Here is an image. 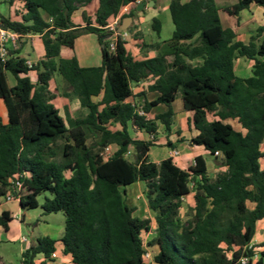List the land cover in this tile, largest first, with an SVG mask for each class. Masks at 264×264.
<instances>
[{"label":"trees","instance_id":"trees-1","mask_svg":"<svg viewBox=\"0 0 264 264\" xmlns=\"http://www.w3.org/2000/svg\"><path fill=\"white\" fill-rule=\"evenodd\" d=\"M15 1L23 5L22 21L0 15L1 26L21 36H41L45 54L32 66L19 49L9 47L8 58L0 57V100L8 118L4 123L0 117V197L19 183L22 211L62 213L63 253L73 264H149L143 259L147 248H157L155 264H242L243 258L252 264L256 253L250 246L257 223L264 220V26L248 44L236 40V28L240 13L253 3L264 7V0L228 6L216 0H171L172 37L151 46L142 42L141 49L157 54L140 60L127 50L128 41L113 40L106 26L126 6L132 7L120 26L134 19L137 5L148 0H97L98 9L92 19L84 15V26L72 17L93 0L8 3ZM152 29L160 38L158 18ZM126 31L131 33L133 26ZM84 34L98 37L100 66L81 67L76 56H62ZM237 58L252 61L251 77L237 76ZM31 72L37 74L36 83ZM56 75L67 86L65 97L88 110L85 117H72L67 107L63 117L52 103L50 85ZM149 80L147 91L158 97L149 102L143 92L138 96L143 101H135L132 85ZM179 94L198 131L189 144L203 147L224 169L215 177L202 156L186 170L171 157L150 160L160 125L167 135L172 132ZM158 106L166 111L152 118ZM228 120H236L244 131ZM134 130L149 139L133 137ZM111 146L117 149L105 157ZM139 182L155 215L156 237L147 244L144 235L152 221L136 217L127 201V188ZM191 194L194 206L184 220L181 209ZM11 221L9 213L0 215L5 230ZM56 243L38 237L23 252L22 264H55Z\"/></svg>","mask_w":264,"mask_h":264},{"label":"crops","instance_id":"crops-1","mask_svg":"<svg viewBox=\"0 0 264 264\" xmlns=\"http://www.w3.org/2000/svg\"><path fill=\"white\" fill-rule=\"evenodd\" d=\"M95 0H93L90 4H92ZM97 1V0H96ZM167 2V6L169 7V3L171 0H164ZM188 0H182V2H187ZM218 5L220 6H228L232 4L230 3L232 0H216ZM1 2L8 3V0H0ZM98 2V1H97ZM150 2V0L146 1ZM160 2V3H159ZM237 2V1H236ZM235 2V3H236ZM234 3V4H235ZM161 0H157L153 6L146 7L143 11L136 13L135 18L131 22V25L133 26V31L131 32L134 35V41L127 44V50L131 53V55L135 59H144L145 57L152 58L156 56V51L150 48L141 49L140 45L142 42H144L146 45L151 46L155 43H161L160 38L157 37L155 32L152 29V20L153 18H156L154 16L153 12L160 11L161 9ZM8 8L6 10H3L2 7H0V15L9 17L13 21H22V17L25 14L24 8L22 3H19L18 1H15L12 4H7ZM89 6L86 5L84 7H81L78 9L77 13H82V20L80 22L75 23L76 25L84 26V15L86 13V8ZM96 8V11L98 9ZM127 9H131L132 6H126ZM2 10V11H1ZM95 11V12H96ZM76 13V12H75ZM147 14H152V18L150 21L146 19ZM95 15V13H94ZM89 17V16H88ZM94 17V16H93ZM89 17V18H93ZM264 26V7L259 6L255 3L251 4L248 9L243 10L240 13V20H239V26L236 28L237 33V41L243 42L245 44H248L252 37L256 35V32L258 28ZM147 29L146 31L144 29ZM130 33V34H131ZM135 35H138L139 38L137 39ZM264 36V34H263ZM262 36L259 38L261 39ZM135 44V45H134ZM20 47L15 46L20 51V56L24 57L28 62H32L33 64H36L39 60H41L44 57L45 49L44 44L42 41L41 36L39 35H29L26 37H23L20 40ZM13 48L14 46H10ZM15 48V49H16ZM100 48V49H99ZM72 51V50H71ZM73 56H76L79 64L81 67L89 68V67H97L100 66L102 63V53H101V47L99 44L98 37L95 34H84L80 36L76 42H75V49L72 51ZM33 55V56H32ZM62 56L63 51H62ZM67 57V56H64ZM72 57V56H69ZM252 61L246 59V58H237L235 60V72L237 76L243 79H247L252 76ZM35 77V78H34ZM9 78V77H8ZM30 78L32 83H36L37 81V74L35 72L30 73ZM15 80L11 86L15 85ZM63 83V80L60 76L56 75L54 79L51 81L50 90L54 94L55 98L53 101H55L59 107H62L63 110L67 107L69 109V112L71 116L72 113L75 112L80 106V102L77 99H69L66 98L64 95V91L61 90L60 85ZM153 81L149 80L143 83L141 85V93H146V99L147 101L151 102L156 100L158 97V94L156 92H149L147 91V88L152 85ZM139 84V85H140ZM134 93V92H133ZM140 93V94H141ZM137 93H134L136 96L135 101L141 102L143 101V97H138L139 95ZM141 99V101H140ZM178 96L174 103V112L175 116L173 117V128L170 135H167L166 132H164V135L161 136V129L159 128V136L157 138L155 146H153L149 152H152L153 149L162 150L157 152V158L155 163H160L162 160L167 158H173L174 162L181 168V169H188L195 161V159L198 156H202L205 158L208 166V170L210 172V175L212 177H215L217 173L223 171L224 169L220 166L219 161H217L213 156H211L207 151L204 150L203 147L199 146H191L189 144V141L196 137L198 135V131L194 129L193 123H192V116L193 114L190 112H185L183 109V103L181 100V104L178 105L177 108H175L176 102H178ZM2 103L3 101L0 100ZM52 101V102H53ZM0 102V103H1ZM4 104V103H3ZM5 107V106H4ZM57 107V106H56ZM57 107L60 112L61 108ZM2 108V106H1ZM6 110V108H5ZM166 111V107L164 106H158L157 108H154L151 112L150 116L153 118L157 114H161ZM73 117V116H72ZM4 123H7V112L6 114L1 117ZM227 123L231 124L236 130L244 131L237 123L236 120H228ZM162 126V125H160ZM142 137L140 139L148 140L149 137L145 135L144 133H140ZM168 142L175 145V148L169 147L167 144ZM110 148H114V146H111ZM117 149V147L115 146ZM115 149V150H116ZM114 150V151H115ZM178 151L179 156L173 157V152ZM261 151L264 152V142L261 146ZM208 158L213 159V163L211 168H209ZM151 160V159H150ZM154 162L153 160H151ZM260 166L262 169H264V158L260 160ZM216 173V175H215ZM192 195V194H191ZM190 195V196H191ZM190 196H188L190 198ZM139 197V195L137 196ZM187 197V198H188ZM189 198L187 200H189ZM135 205H133L134 207ZM194 206V204H193ZM149 209V208H148ZM4 212H7L10 214V217L12 218V221L9 223V230H5L0 225V244H3L5 242L12 241L13 239L20 238V242L23 241L24 236H21L22 233V223L26 222V217L23 215V211L21 209L20 203L18 200L13 201H6L4 198L0 197V215ZM136 216V211L135 214ZM22 216V220H21ZM137 217V216H136ZM151 218V233L156 230V223H155V215L152 212L150 214ZM144 219V217L140 218ZM14 230V231H13ZM17 232V236L12 238L11 233ZM43 237H49L55 241L56 243V251L52 255L53 259L55 260V264H73L72 257L70 255H65L63 253L64 246L61 242L60 230L48 228L44 230ZM149 232V233H150ZM148 233V234H149ZM60 235V236H59ZM156 237L153 235L152 239ZM264 243V220L259 221L257 223V229L256 234L254 236L253 242L251 243V246L255 250L256 256L253 259L252 264H257L259 261H262L264 264V247L261 246ZM31 245V244H30ZM27 249V248H26ZM24 249L23 251H25ZM1 262L3 261L2 257L0 256ZM43 258L41 257L38 262H40ZM149 264H155L153 261L147 262Z\"/></svg>","mask_w":264,"mask_h":264},{"label":"rangeland","instance_id":"rangeland-1","mask_svg":"<svg viewBox=\"0 0 264 264\" xmlns=\"http://www.w3.org/2000/svg\"><path fill=\"white\" fill-rule=\"evenodd\" d=\"M161 1H162V4H161L160 11H156L153 13H154V16L156 18H158L162 23V31L160 34L161 41H167L172 37L173 31H174V25H173V22L171 20V15L169 12V8L167 6V2H165L164 0H161ZM236 1L237 0H232L228 4H234ZM19 3H21V2H19ZM7 4L8 3H6V2H1L0 7H2L3 10H6L8 8ZM97 5H98V2L96 0L92 4H89V6L86 8L85 15L87 17L88 16L93 17L94 13L96 11ZM151 16H152V14H147L146 19L148 21H150L152 18ZM82 19L83 18H82L81 12H79V13L76 12L72 17V20L74 23L80 22ZM144 30L146 31L147 29L145 28ZM138 38H139V36H138ZM133 39H134V35L131 33L129 35V38H127V41H129L128 45H131L130 43H132V42H134V43L136 42V41H134L135 39L134 40ZM19 44H20V42L18 43L17 47H20ZM15 48L16 47H13V49H15ZM63 55L67 56V57L73 56V52L69 49H64ZM8 80H9L10 85L13 84L14 78L12 75H9ZM141 85L142 84H140V85L133 84L132 85L133 92L137 93L139 95L141 93ZM60 87H61L62 91H65L67 88V86L64 82L60 85ZM178 98L179 99H178V102H176V104H175V108H177L178 105L181 104L182 99H181L180 94H179ZM140 101H141V99H140ZM52 103L55 106L59 107L55 101H53ZM1 106H2V108H1ZM59 108H61V115L64 117L65 111L63 110L62 107H59ZM4 114H6V110H5L4 104L1 102L0 103V117H3ZM72 114H73L72 115L73 117H77V118L85 117L88 114V110L85 108L79 107ZM116 127H114V128H116ZM160 129L162 131V133H161V136H162V134L164 135L165 130H164L163 126H160ZM132 135L135 138H141L142 137V135L139 134V132L136 130H134L132 132ZM115 149H116L115 146H114V148H109L108 153L112 154ZM158 151H162V150H158ZM158 151L156 149H153L152 152L150 153V159L153 160L154 162L156 161ZM208 163H209V168H211L212 163H213V159L208 158ZM215 175H216V173H215ZM67 176H70V174L67 173ZM144 190H145V185L142 182L135 183L132 186L128 187L127 188V201L129 203V205H131L132 207H133V205H135L134 208L136 211V216L138 218L144 217V219H150L151 220L150 214L152 212L148 209L147 201H146V198L144 196ZM138 195H139V197H137ZM44 197L45 196L42 195L38 198V200L41 204L44 202ZM188 198H186L184 205H183V208L181 209V217L184 220L188 219L189 215H191L192 207L194 204L193 194L190 196L189 200H187ZM249 206L252 208L251 204H249ZM23 215L26 217V222L22 223L21 236H24V238L27 241L26 242H24V241L20 242V238L16 237L17 232L16 231L12 232L11 237L13 236L12 238H14V237H16V238L13 239L12 241L0 244V256L3 258L2 264H22V259H23L22 254L24 252L23 250L26 248L28 249L30 247V244L36 243V239L38 237L43 236V234L45 232L44 230H46L48 228H52V229L58 228V230H60V235L63 234L65 217L63 216L62 213L44 215L42 209L37 208V209L31 210V211H23ZM21 220H22V216H21ZM153 235H155L154 231L152 233L150 232L149 234L147 233L146 235H144V240H145L146 244L152 240ZM149 250L152 253V257L154 258L155 254L158 251L157 248H151ZM40 258H41V256H39V259Z\"/></svg>","mask_w":264,"mask_h":264},{"label":"built area","instance_id":"built-area-1","mask_svg":"<svg viewBox=\"0 0 264 264\" xmlns=\"http://www.w3.org/2000/svg\"><path fill=\"white\" fill-rule=\"evenodd\" d=\"M129 11H130V9H127V7H124L121 10V12L119 13V15L116 18H114L110 22V24L108 26H106V29L112 34L111 37H112L113 40L117 39L118 37H122L123 39H126V40H127V38H129L130 34L127 31L120 32L121 19ZM23 37H26V36H21L20 34H18L16 32H12V31H9V30L3 28L1 26V20H0V57H2L3 59H7L8 55H9V47L10 46H14V47L17 46L18 43L20 42V40ZM111 48H112V50H114V48H115L114 43L111 44ZM27 65L32 66L33 63L27 61ZM138 112L140 114H142V115L144 114V112L142 110V107L139 108ZM108 149L106 150V153H104L105 157L110 155L108 153L109 152ZM172 154H173V157H178L179 156V152L178 151H174ZM220 155L221 154L219 152L216 153V156H220ZM15 184H16L15 189H13V191H9L7 196L4 198L6 201H13V200H18L19 201V199L17 197V194L20 191V184L19 183H15ZM23 241L26 242L27 240L24 238ZM251 247L252 246H250V248ZM152 258H153L152 257V253L149 250V248H147L145 254L143 255V259L146 262H149V261H153ZM241 263L242 264H247L248 263V259L247 258H243L241 260Z\"/></svg>","mask_w":264,"mask_h":264},{"label":"water","instance_id":"water-1","mask_svg":"<svg viewBox=\"0 0 264 264\" xmlns=\"http://www.w3.org/2000/svg\"><path fill=\"white\" fill-rule=\"evenodd\" d=\"M154 1H150L149 3L148 2H146V1H144V2H142V3H139L138 5H137V11L138 12H141V11H143L146 7H150V6H153L154 5ZM133 21V18H126L124 21H123V24H122V26L120 27V32H123V31H126L129 27H130V25H131V22Z\"/></svg>","mask_w":264,"mask_h":264}]
</instances>
